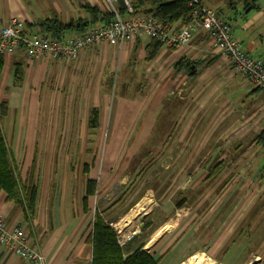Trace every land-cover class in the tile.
I'll return each instance as SVG.
<instances>
[{
	"label": "crops",
	"instance_id": "1",
	"mask_svg": "<svg viewBox=\"0 0 264 264\" xmlns=\"http://www.w3.org/2000/svg\"><path fill=\"white\" fill-rule=\"evenodd\" d=\"M201 1L206 7L220 10L225 15L224 17L233 28L234 37L240 41L250 55L264 56L260 52L263 46L261 39L264 36V28H262L264 0H254L253 4L258 6V9L253 8L252 3H249L247 7L243 0H236L231 4L230 0ZM85 3L104 7L102 1L100 5L96 0H0V23H5L10 17H16L23 23V32L33 35L39 33L37 22L41 19L56 17L63 22H67L69 19L82 17L84 14L81 6ZM253 12L262 14L254 17L257 30L251 28L249 24V18ZM138 39L129 41L131 45L133 44L131 51L133 54L131 56H135L128 60V46L124 48L119 45H109L105 42L99 45L96 50L83 53L77 61L71 63L52 60L44 56H36L30 59L26 56L23 47H20L14 54L5 55L0 85L4 79L8 78L6 79L10 84L8 95L12 99L8 102L9 111L4 122L8 120L10 127L14 129L15 133L18 131L24 133L26 142H28L26 139L28 133L30 136L29 144L31 145L37 126V116L34 107L40 97L39 94H26L24 89L29 85L40 86L47 70L53 68V71L58 69L59 72H62L68 64H71L72 72L83 70V74L88 73V85L83 90V98L80 99H82V102L89 104L90 109L85 115L87 117V126L89 127L88 118L90 117V111L96 109L98 120L95 128H100L104 123V119L110 114V100L105 88L101 87L100 90L98 87L103 86V84L108 86L111 83L108 80L111 79L112 81L113 79L114 73L112 70L117 65V61L119 62L118 66L121 64L123 69L130 67V74H125L124 76V79L127 77L129 81L135 79L131 75L135 71V64L139 63L136 68L140 69V65L143 64V69L146 68L145 70L151 73L146 78H148L150 83H154V93L151 92L147 96L142 94L143 99L133 96H131V99L124 96L121 92L116 97V101L114 100L115 104L111 111L113 115L111 127L114 133L128 132L131 127L134 134H138V131L141 134H145L146 131L148 134H153L156 130L155 140L158 142L154 144L155 146H152L153 152L169 143L175 137L174 135H183L185 142L180 150L182 163L189 166L186 168V174L193 169L191 166L198 167L202 172L198 181L201 184L195 189L197 194L201 190L200 186L203 188L205 186L211 187L214 190L217 183L221 181V177L218 178V176L225 168L220 170L214 179L206 182L207 169L210 165L214 164L215 161L222 162L223 166L227 165L225 163L226 158L220 154L227 142L225 140V144H221L222 141L220 139L214 141V136L219 137L221 133L229 135L228 137L236 136L240 140H237L238 142L231 149V152L233 151L234 153L231 155V152L225 150L227 152L226 156L227 154L229 155V161H234V166L240 165L236 169L237 172L232 175V179L234 178L235 181L247 179V182L254 180L259 182V173L264 167V154L262 153L264 143L256 142L254 138L264 130V93L249 87L245 79L240 75L228 76L227 63L215 56L212 47L208 43V38L204 34H195L186 46L169 48L161 46L150 60H147V53L150 51L151 46L149 47L148 45L151 44L152 39L149 37L143 38L142 41ZM136 46H138L137 49H135ZM88 54H92V58H95V63L99 65L94 69L93 74L97 76L93 84L89 82L90 76L93 77L91 75L92 67H88L92 64L86 65L80 61L83 55ZM141 58L147 61V67L145 62H141ZM179 58L199 63L194 76H187L181 71L177 74L175 73L174 64ZM113 62H115V65H113ZM16 64L21 65L24 70L20 87L13 84V71ZM119 84L125 85L123 80ZM139 84L136 83L135 87L139 86ZM231 93L244 94V101H248L247 106L243 104L245 108L240 117L234 115L236 113L234 105L230 106L234 98L233 96V98L231 97ZM27 103L29 105L26 113L19 110L16 114L11 113L12 107L21 109ZM24 118L25 121L27 120L26 122H24ZM162 120H164V126L161 128ZM249 132H254L253 136L251 133L248 134ZM243 136L246 137L241 140ZM207 141L209 142L208 151L207 148L205 149V142ZM248 143H250V146L244 149ZM23 144H25L22 146L24 149L26 143ZM29 144L25 151L30 149ZM118 145L119 141L117 139V143L115 142L110 148L112 153L113 151L116 152ZM139 146L140 143L137 147ZM172 146L176 148L178 144L174 143ZM254 151L256 152L252 157L251 152L253 153ZM258 151L260 153L256 155ZM239 153L240 157L237 156ZM28 155L29 152L24 154L17 164L22 171V176L26 171L25 169H28L32 164L33 159L35 164L36 153L35 157L31 156L29 158ZM248 155L252 157L250 160L246 158ZM258 155L259 157H257ZM24 160L25 164L23 165ZM135 163L137 162H133L132 169H134ZM249 174L250 177H248ZM35 177L38 184L37 175ZM252 191L251 196L250 191L246 194L249 199H253L256 194L259 197L257 206H259L260 211L255 219V222H259L264 220V187L260 186L255 192L253 188ZM233 193V197L236 200L239 197L245 198V202L242 201L241 203L235 200L234 208L237 209L239 205L241 206L240 208L244 209L249 204L246 195L243 194V191H238L236 194L234 191ZM51 197H49L50 199L48 198L47 209L49 210L45 215L38 209V198L33 220L26 221L22 208L14 201L7 200L5 192L0 189V218L4 220L9 228L18 225L25 226L29 230L32 244L44 255L46 264H90L91 245L87 242L88 235L85 236L80 231L81 218L76 215L75 217L72 216L71 220V216L66 215L62 211L57 214L53 209L51 210ZM189 203L192 204L193 202L182 200V204H186L187 207ZM181 205L177 206L181 207ZM224 211L222 213L224 214L223 216L217 213L219 214L217 217H215V213L211 212V222L220 225L231 221L225 220L227 211ZM81 212L88 214L90 211L84 213L81 204ZM72 214L74 215L76 212L72 211ZM236 218L237 216H235ZM231 226H234L233 222H231ZM171 240L170 235H166L163 239L161 236L151 247L153 252H150L151 249L148 250L154 257H158L166 249L168 250L159 264L179 263L177 249L170 247L173 242ZM181 250L183 251L184 249ZM88 251L89 257H87ZM0 264H27V261L14 256L12 253L5 252L0 245Z\"/></svg>",
	"mask_w": 264,
	"mask_h": 264
},
{
	"label": "rangeland",
	"instance_id": "2",
	"mask_svg": "<svg viewBox=\"0 0 264 264\" xmlns=\"http://www.w3.org/2000/svg\"><path fill=\"white\" fill-rule=\"evenodd\" d=\"M96 1L100 5L102 1L103 6L105 8L107 6L108 11L110 10L104 0ZM257 15L262 14L253 12L249 18L250 27L254 30H257L254 20ZM262 19V28H264V16ZM146 37L130 38L125 40L124 45H120L124 48L128 46L127 60L135 56H131L133 44L131 45L129 41L138 38L139 41H142ZM261 41L263 46L260 52L264 54V36ZM80 61L86 65L92 64L88 67H92L91 75L93 77L90 76L89 82L93 84L97 76L93 73L94 69L99 66L98 63H95L92 54L83 55ZM141 62H145V66H148L145 59L141 58ZM118 64L117 61V65L112 70L114 73L112 81L108 80L111 83L108 86L103 84L98 87L100 90L101 87L105 88L110 100V114L104 119L100 128L91 129L87 126L85 115L90 109L89 104L80 99L83 98V90L88 85V73L83 74V70L72 72L71 64H68L62 72H59L58 69L53 71V68L47 70L40 86L29 85L24 89L26 94H39L40 97L34 107L37 126L31 145L28 133L26 138L28 142H26L24 133L21 131L15 133L8 120L2 121L1 127L6 143L15 157L16 164L27 152H29V158L33 157L34 151L36 153L34 172L40 187L38 209L45 215L49 210L47 209L48 198L52 196L51 210L53 209L57 214L62 211L71 216V220L72 216L78 215L81 218L80 231L85 236L91 230V216L94 209L100 212L104 211L106 220L111 221L112 229L117 233L118 239L122 241L139 233L140 225L144 221L150 220L151 224L148 227L155 230L165 220H171L172 224L162 239L166 235L171 236L173 242L170 247L177 249L179 263L185 261L192 253L199 252L211 262L250 264L252 260L260 259L258 264H264V220L255 222L260 211L257 206L259 197L256 194L253 199H249L246 194L250 191L251 196L253 188L255 192L264 185L261 181L247 182V179L236 181L234 178L232 179V175L237 172L236 169L240 165L234 166V161H229L228 154L226 156V153L231 152L235 143L240 139L236 136L228 137L229 135L224 133L219 134L220 138L214 136V141L220 139L221 144H225V140L227 142L220 152L226 158L227 165L224 166L225 170L219 174L218 178L221 177V181L217 183L214 190L211 187L200 186L201 190L197 194L195 189L201 184L198 181L202 172L198 167L191 166L193 169L186 174V168L189 166L182 163L180 150L185 142L183 135H174L175 137L173 136L174 138L169 143L153 152L152 146L158 142L155 140L156 130L153 134H148L147 131L145 134H141L139 131L138 134H134L132 127L128 132L114 133L112 131L113 115L111 111L115 104L114 100L116 101V97L121 92L131 99V96L143 99V96H147L151 92L154 93V83H150L146 78L151 73L146 71V68L143 69V64L140 65V69L136 68L139 63L135 64V71L131 75L135 79L131 81L127 77L124 79L125 74H130V67L125 70L121 64L119 66ZM6 79L0 85V101L5 100L8 103L12 97L10 96V98L8 95L10 84ZM122 80L125 83L124 86L119 84ZM136 83H140L139 86L135 87ZM138 92L140 94H135ZM231 97L233 101L230 106L234 105L236 108L234 115L240 117L243 114L244 105L247 106L248 101H244V94L231 93ZM28 105V103L25 104L21 109L12 107L11 113L16 114L19 111L26 113ZM26 121L24 118V122ZM163 126L164 120L160 127ZM250 133L253 136L254 132L248 134ZM245 137L243 136L241 140ZM117 139L119 141L118 149L112 153L110 148L115 142L117 143ZM23 143H26V147L28 144L30 145L28 151H25L26 147L22 148L25 145ZM139 143L140 146L137 147ZM174 143L178 144V147L174 148L172 146ZM208 145L209 142H205L207 151L209 150ZM249 146L250 143L244 149ZM147 151L153 156L149 157L146 154ZM255 152H251L252 157ZM233 153L232 151L231 155ZM259 153L260 151L256 155ZM262 153L264 154V150ZM249 155L246 158L250 160L252 157ZM237 156L240 157V153ZM134 161L137 163L132 169ZM84 164L90 165L88 175L82 172ZM89 176L96 180V196L91 200L90 212L83 214L81 198L85 192L86 178ZM234 191L235 194L238 191H243V194L246 195L249 204L244 209L239 205L237 209L234 208V203H236L234 202L236 199L233 197ZM192 196H196L192 200V204L189 203L188 207L186 204H182L183 199ZM239 198L236 200L238 203L245 202V198ZM179 201L183 206H177ZM224 210L227 211L225 220L231 221L220 225L211 222V212L215 213V217H217L224 213ZM235 210L236 212H234ZM72 211H75L76 214L73 215ZM235 216H237L236 219ZM231 222L234 223V226H231ZM150 252L153 250L151 249ZM87 257H89V251Z\"/></svg>",
	"mask_w": 264,
	"mask_h": 264
},
{
	"label": "built area",
	"instance_id": "3",
	"mask_svg": "<svg viewBox=\"0 0 264 264\" xmlns=\"http://www.w3.org/2000/svg\"><path fill=\"white\" fill-rule=\"evenodd\" d=\"M131 1L104 0L112 13L108 22L92 26L82 33L71 32L61 40L43 33H24L23 23L16 17H10L5 23H0V55L14 54L23 47L30 59L44 56L71 63L83 53L96 50L103 42L120 46L127 39L147 36L159 41L162 47H182L195 34L202 32L215 55L227 63L228 76L240 75L249 87L264 93V57L246 52L220 10L206 7L201 0H187L188 20L183 22L179 19L168 26L153 13L134 11ZM120 3L124 6L123 12ZM105 9L108 10L107 6ZM259 180L264 185V167ZM123 242L118 239L120 245ZM0 245L5 252L26 260L27 264H46L44 255L32 244L29 230L23 225L9 228L0 218Z\"/></svg>",
	"mask_w": 264,
	"mask_h": 264
},
{
	"label": "trees",
	"instance_id": "4",
	"mask_svg": "<svg viewBox=\"0 0 264 264\" xmlns=\"http://www.w3.org/2000/svg\"><path fill=\"white\" fill-rule=\"evenodd\" d=\"M235 1L230 0V4ZM243 1L247 7L249 3H254V0ZM131 5L136 12L144 11L153 13L163 24L168 26L175 24L179 19H182L183 22L188 20L189 6L187 0H132ZM252 6L256 9L259 8L255 4ZM123 7V4L120 3L122 12L124 11ZM81 9L84 14L82 17L72 18L67 22H63L56 17L39 20L37 22L38 32L61 40L68 33L85 32L92 26L108 22L112 17L111 12L96 4L89 5L85 3L81 6ZM223 16L225 15L223 14ZM148 46H151L150 51L147 53V60H150L154 57L156 50L161 47V43L152 39L151 44ZM3 62L4 56L0 55V78ZM198 64L197 61L179 58L174 64V71L176 74L181 71L187 76H194ZM191 66H193V69ZM192 70H195L193 74L191 73ZM23 72V67L16 64L13 71L14 86L20 85ZM8 110L9 106L7 101H0V189L5 192L7 200L14 201L22 208L25 220L32 221L36 213L39 198V187L34 174V159L30 167L25 169L26 171L22 176V171L15 162V157L12 155L6 143L5 135L1 127L2 121L8 114ZM97 115L96 109L90 111V117L88 118L90 128L96 127ZM254 140L264 143V130ZM146 154L149 157L151 156L149 151ZM33 157H35V153ZM89 168L90 165L84 164L82 166V172L88 174ZM223 168L222 162L215 161L214 164L210 165L207 169L208 175L206 176V182L214 179ZM95 196L96 180L87 177L85 181V192L81 199L84 213H88L91 210V200ZM193 198L195 196L188 199L185 198L184 200L191 202ZM180 202L177 204L180 205ZM149 224H151L150 220L144 221L140 225V232L132 235L120 245L118 243V235L112 229L111 221L106 220L104 211L100 212L94 209L91 218V230L87 236V242L91 245L90 264H159L167 254V249L158 257H154L149 251L142 249L145 240L154 231L152 227H148Z\"/></svg>",
	"mask_w": 264,
	"mask_h": 264
},
{
	"label": "bare ground",
	"instance_id": "5",
	"mask_svg": "<svg viewBox=\"0 0 264 264\" xmlns=\"http://www.w3.org/2000/svg\"><path fill=\"white\" fill-rule=\"evenodd\" d=\"M172 224L171 220H165L151 235L148 236L143 249L148 251L153 246L154 242L159 239L164 233L168 232L169 226ZM260 259L252 260L250 264H258ZM208 261L202 253L196 252L188 256V258L180 264H204ZM212 264H222L219 262H212Z\"/></svg>",
	"mask_w": 264,
	"mask_h": 264
},
{
	"label": "water",
	"instance_id": "6",
	"mask_svg": "<svg viewBox=\"0 0 264 264\" xmlns=\"http://www.w3.org/2000/svg\"><path fill=\"white\" fill-rule=\"evenodd\" d=\"M191 68L193 69V66H191ZM195 72V70H192V74ZM204 264H212V262L210 260L206 261Z\"/></svg>",
	"mask_w": 264,
	"mask_h": 264
}]
</instances>
